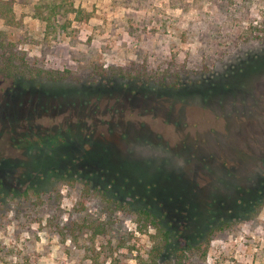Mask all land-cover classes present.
<instances>
[{
	"label": "rangeland",
	"instance_id": "rangeland-1",
	"mask_svg": "<svg viewBox=\"0 0 264 264\" xmlns=\"http://www.w3.org/2000/svg\"><path fill=\"white\" fill-rule=\"evenodd\" d=\"M52 3L46 27L34 14ZM11 10L7 39L66 77L0 90V264H264V0H11ZM98 66L179 88L118 78L102 94L88 87L106 78ZM98 174L124 187L113 189L124 208L85 193ZM31 184L38 199L6 192ZM125 204L164 213L170 243L153 262L154 230ZM206 233L203 257L175 259Z\"/></svg>",
	"mask_w": 264,
	"mask_h": 264
},
{
	"label": "trees",
	"instance_id": "trees-1",
	"mask_svg": "<svg viewBox=\"0 0 264 264\" xmlns=\"http://www.w3.org/2000/svg\"><path fill=\"white\" fill-rule=\"evenodd\" d=\"M72 12L79 13L77 9L71 8ZM59 12V5L58 4H51L46 7L45 10H36L34 16L37 17L40 21L45 22L46 27H53L56 23V14ZM0 18L2 19L3 23L8 26H14L17 24V21L14 18V15L11 10V0H0ZM61 27L60 31H63L64 26L62 24L58 25ZM262 61L264 62V57H262ZM95 69V70H94ZM94 74L98 75V78L101 76H105L103 80L99 81L98 79L93 80L88 84L90 90H94L99 93H110L114 88L117 86L115 85L116 82L114 79H126V80H134V79H141L144 82H151L156 83L157 86L160 87H171V88H179V83L177 79H172L170 82H166L163 77H157V75L152 74L151 72H137L135 69H123L122 67L110 66L108 68H102L98 66V68H94ZM133 71V72H131ZM109 75V76H108ZM177 76V75H175ZM66 77L64 74L58 71H53L49 69L42 68L41 66L37 65L35 61H32L26 56V53L22 50L17 49L16 45L11 42L5 36V33L0 30V90L3 88L4 85H12L13 87H25L28 88V81L37 83L42 81L43 79H54L60 80ZM126 86L122 84V86ZM55 168L52 170L54 171ZM50 174V172H47ZM95 174V173H94ZM91 175V173H90ZM99 175V174H98ZM100 176V177H99ZM96 176V180L85 179L83 181L84 188L91 192H85L91 194L93 196H99L101 199H104L105 202L109 205H114L117 207L124 208V206L120 205L121 203L118 199L115 198V191L113 189L116 187L122 192L125 191L124 187L120 184V186H116L113 181L105 180L106 177L102 176L101 174ZM97 181H100L101 184H95ZM2 184H0L1 187ZM260 185L259 187H261ZM112 189V191H111ZM6 192H9L16 197H22V200L28 198L30 196H35L38 199L40 194L42 193L35 184H31L26 186L24 189L20 191L14 190L12 187H8ZM110 192L112 195L108 196ZM128 193V191H126ZM257 193L264 194V187H261ZM264 203V201L262 202ZM36 207L39 204L33 203ZM126 205V204H125ZM128 209H132L134 214L136 215L137 220H142L143 227L145 228L147 225L150 226L154 233L150 235L153 238L152 248L147 254V258L150 262L154 261V259L159 256V254L168 247L170 243L171 231L168 228V224H163V220L165 218L163 212H158L154 210L150 205L147 204H140L132 208L129 204L126 205ZM87 221V220H86ZM86 228H92L94 231H99V225L93 224L92 222H86L83 224ZM206 231V230H205ZM204 231V232H205ZM203 232V233H204ZM61 233V231L59 232ZM210 240V233H206L205 237L203 238L202 244L198 245H186L178 248L177 253L175 254V259L181 263L182 259H187V256H190L194 252H198L200 250V255L203 257L206 252V248L208 246ZM187 255V256H185ZM142 264H149L144 262Z\"/></svg>",
	"mask_w": 264,
	"mask_h": 264
}]
</instances>
